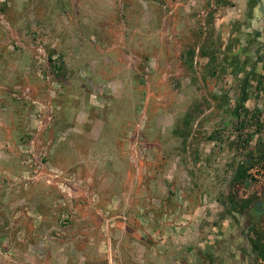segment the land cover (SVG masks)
Wrapping results in <instances>:
<instances>
[{
    "label": "rangeland",
    "instance_id": "1",
    "mask_svg": "<svg viewBox=\"0 0 264 264\" xmlns=\"http://www.w3.org/2000/svg\"><path fill=\"white\" fill-rule=\"evenodd\" d=\"M228 4L0 0V264H200L264 203Z\"/></svg>",
    "mask_w": 264,
    "mask_h": 264
},
{
    "label": "crops",
    "instance_id": "2",
    "mask_svg": "<svg viewBox=\"0 0 264 264\" xmlns=\"http://www.w3.org/2000/svg\"><path fill=\"white\" fill-rule=\"evenodd\" d=\"M229 1L218 26L226 37L227 59L231 55L241 58L243 68L250 71L243 86L248 87L249 101L253 102L256 94L264 93V0Z\"/></svg>",
    "mask_w": 264,
    "mask_h": 264
},
{
    "label": "flooded vegetation",
    "instance_id": "3",
    "mask_svg": "<svg viewBox=\"0 0 264 264\" xmlns=\"http://www.w3.org/2000/svg\"><path fill=\"white\" fill-rule=\"evenodd\" d=\"M257 202H261V206L255 207V202L244 214L246 221L241 222L242 224L234 233L224 236L221 238L222 241L218 239V241L206 243L202 248H197L195 258L191 257L192 261L198 258L200 264H256V254L248 231L255 222H260L264 218V203ZM184 259L186 260L185 256H183Z\"/></svg>",
    "mask_w": 264,
    "mask_h": 264
},
{
    "label": "trees",
    "instance_id": "4",
    "mask_svg": "<svg viewBox=\"0 0 264 264\" xmlns=\"http://www.w3.org/2000/svg\"><path fill=\"white\" fill-rule=\"evenodd\" d=\"M261 83V81H260ZM259 83V84H260ZM242 102H246L248 100V95H247V91L245 90L242 94ZM248 167H240L237 170L236 175L234 176V182L238 183L240 181H242L243 179L246 178L247 174H248ZM254 250L256 251V256L258 259L260 258H264V238H257L254 242Z\"/></svg>",
    "mask_w": 264,
    "mask_h": 264
},
{
    "label": "built area",
    "instance_id": "5",
    "mask_svg": "<svg viewBox=\"0 0 264 264\" xmlns=\"http://www.w3.org/2000/svg\"><path fill=\"white\" fill-rule=\"evenodd\" d=\"M254 169H251V171L248 172V174H250L251 172H253ZM250 179L254 180L255 182L261 183L264 185V177H258L256 174L252 173V175H250Z\"/></svg>",
    "mask_w": 264,
    "mask_h": 264
},
{
    "label": "water",
    "instance_id": "6",
    "mask_svg": "<svg viewBox=\"0 0 264 264\" xmlns=\"http://www.w3.org/2000/svg\"><path fill=\"white\" fill-rule=\"evenodd\" d=\"M261 206V202H256L255 207L259 208Z\"/></svg>",
    "mask_w": 264,
    "mask_h": 264
}]
</instances>
